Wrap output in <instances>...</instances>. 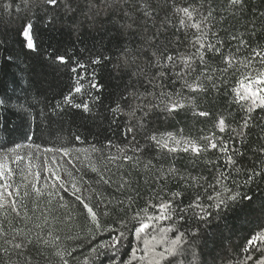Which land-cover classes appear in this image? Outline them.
I'll use <instances>...</instances> for the list:
<instances>
[{
    "label": "trees",
    "instance_id": "16d2710c",
    "mask_svg": "<svg viewBox=\"0 0 264 264\" xmlns=\"http://www.w3.org/2000/svg\"><path fill=\"white\" fill-rule=\"evenodd\" d=\"M260 78L264 0H0V152H64L86 189L16 173L0 264H135L158 226L171 264H264Z\"/></svg>",
    "mask_w": 264,
    "mask_h": 264
},
{
    "label": "rangeland",
    "instance_id": "374dc122",
    "mask_svg": "<svg viewBox=\"0 0 264 264\" xmlns=\"http://www.w3.org/2000/svg\"><path fill=\"white\" fill-rule=\"evenodd\" d=\"M24 37L27 39V44L31 46L28 30L25 31ZM263 83L264 78H260L247 81L242 87L245 93L258 98L257 93ZM159 142L163 147L171 150L195 148L191 143L172 134L161 136ZM32 157L39 162L36 163ZM72 171L71 162L67 160L64 152L37 151L34 153L32 150L23 151L19 148L6 153L0 152V214L9 210L10 202L17 205L20 186L16 173L24 174L26 182L31 183L36 192L61 187L69 190L76 197H81L86 189L72 177ZM167 231L166 227L159 226L150 232L140 229L135 235L137 245L131 255L134 263L171 264L167 256L173 253L179 242L177 238L168 237ZM258 238L264 241V235Z\"/></svg>",
    "mask_w": 264,
    "mask_h": 264
}]
</instances>
